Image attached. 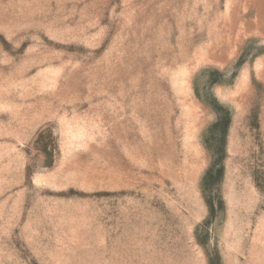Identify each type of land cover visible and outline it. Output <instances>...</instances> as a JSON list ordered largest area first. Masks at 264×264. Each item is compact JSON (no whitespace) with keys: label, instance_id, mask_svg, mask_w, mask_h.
Wrapping results in <instances>:
<instances>
[{"label":"rangeland","instance_id":"obj_1","mask_svg":"<svg viewBox=\"0 0 264 264\" xmlns=\"http://www.w3.org/2000/svg\"><path fill=\"white\" fill-rule=\"evenodd\" d=\"M0 264H264V0H0Z\"/></svg>","mask_w":264,"mask_h":264}]
</instances>
